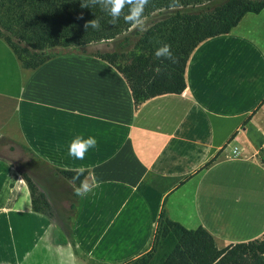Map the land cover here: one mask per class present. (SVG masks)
<instances>
[{"label": "crops", "instance_id": "1", "mask_svg": "<svg viewBox=\"0 0 264 264\" xmlns=\"http://www.w3.org/2000/svg\"><path fill=\"white\" fill-rule=\"evenodd\" d=\"M183 77L179 94L135 106L100 59L25 69L0 40V264H131L151 252L159 215L218 250L264 237V8L197 44ZM81 134L97 146L76 160ZM14 147L39 165L49 215L33 209ZM80 168L87 196L60 175Z\"/></svg>", "mask_w": 264, "mask_h": 264}, {"label": "trees", "instance_id": "2", "mask_svg": "<svg viewBox=\"0 0 264 264\" xmlns=\"http://www.w3.org/2000/svg\"><path fill=\"white\" fill-rule=\"evenodd\" d=\"M85 3L0 0V40L25 69L36 68L55 56L88 54L100 59L123 78L135 106L155 96L179 94L185 86V62L193 48L208 38L226 34L245 13L264 8V0H179L182 7H172V0H150L142 25L133 26L123 16L110 23L111 17L99 5L82 7ZM95 16L102 17L100 30L86 29V22ZM157 41L171 44L176 63L155 57L160 46ZM76 174L60 172L68 181ZM21 176L30 191L33 209L49 215L43 195ZM150 251L131 264H264L263 238L218 250L202 228L186 230L162 215Z\"/></svg>", "mask_w": 264, "mask_h": 264}, {"label": "clouds", "instance_id": "3", "mask_svg": "<svg viewBox=\"0 0 264 264\" xmlns=\"http://www.w3.org/2000/svg\"><path fill=\"white\" fill-rule=\"evenodd\" d=\"M150 3V0H86V3L82 7H90L99 5L101 10L111 17L110 23L115 24L122 16L126 23L133 26H140L143 22L144 10ZM172 7H182L179 0H172ZM125 8L128 9L125 13ZM102 17L95 16L85 24V28H92L94 30H100ZM160 46L155 50V57L157 59H164L171 61L173 64L177 62V57L172 51V46L169 43H163L157 41ZM157 71H159L157 69ZM97 146V140L94 136H88L85 138L82 134L76 135L71 139L68 144V155L76 160H83L85 154L89 149ZM84 169L80 168L76 170V175L69 181L74 187V194L76 196H87L92 191V185L87 180H80L81 175L84 173ZM77 181L80 183L77 185ZM98 187L99 184L97 183Z\"/></svg>", "mask_w": 264, "mask_h": 264}, {"label": "rangeland", "instance_id": "4", "mask_svg": "<svg viewBox=\"0 0 264 264\" xmlns=\"http://www.w3.org/2000/svg\"><path fill=\"white\" fill-rule=\"evenodd\" d=\"M253 1H257V0H253ZM135 38H136V35L131 36L129 39V42L130 43L134 42ZM121 45H123V43ZM93 48L101 49L99 46H95ZM88 51H90V49ZM7 151H8V155L11 158L12 162L16 165V167L19 166V172L21 173V175L26 176L31 181V183L35 186L34 183H36L35 182L36 173H34V170L39 169V165L26 153H24L23 151H19L17 147L8 149ZM35 201L36 203H39L38 199H36Z\"/></svg>", "mask_w": 264, "mask_h": 264}, {"label": "built area", "instance_id": "5", "mask_svg": "<svg viewBox=\"0 0 264 264\" xmlns=\"http://www.w3.org/2000/svg\"><path fill=\"white\" fill-rule=\"evenodd\" d=\"M263 257H264V254H263Z\"/></svg>", "mask_w": 264, "mask_h": 264}]
</instances>
